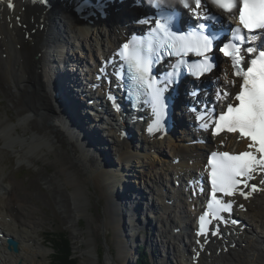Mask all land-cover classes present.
I'll return each mask as SVG.
<instances>
[{"label": "bare ground", "instance_id": "6f19581e", "mask_svg": "<svg viewBox=\"0 0 264 264\" xmlns=\"http://www.w3.org/2000/svg\"><path fill=\"white\" fill-rule=\"evenodd\" d=\"M44 1L46 3L40 0H11L14 7L10 8V0H0V89L15 111V117L0 116V138L4 147L11 149L19 161L55 164V171L42 176L41 184L52 191L59 208L69 217L67 224L74 226L79 215L89 213L87 206L92 205V199L86 190L93 187L99 194L98 200L104 202L103 222L112 229L118 244L119 259L124 262L128 256L137 255L138 258L139 253H135L138 250V235L148 225L142 224L136 212L139 210V199L145 197L148 205H143L142 212L137 213H148L146 208L156 211V215L164 220L165 229L170 228L169 232L166 230L162 244L166 257L171 255L169 249L177 257L169 262L237 264L242 261L243 264H264L262 183L248 199L238 195L231 198L235 202L234 214L242 219L240 229L236 230L233 225L219 226L220 236L216 238L196 235L194 214L200 211L198 202L202 197L199 191L195 197L191 191L204 185L207 176H198L197 173L209 169L206 165L208 153L213 150H250L258 156L254 146L248 147L252 142L237 133L213 136L209 130L197 127L211 122V103H217L219 107L221 103L229 102L239 89L241 79L233 75L228 63L223 61L218 67L221 70L203 77L201 82H205L204 86L211 83L209 90L194 96H189L186 90H177L179 96L175 93L172 112L174 126L171 134L176 135L174 141L158 139V132L152 135L146 132L141 144L135 146L134 150L131 141L121 137L120 131L109 122L110 117L106 120L110 124L108 130L107 125L102 126V122L99 124L90 117L81 98L85 91L83 87L76 86L77 70L73 72L71 63L76 59L78 64L83 65L84 58L76 55V52L70 54V51L80 48L83 53L88 52L91 58L108 57L136 28H146V20L140 18L146 14V8H150L149 13H154L155 8L148 1L139 6L136 5L137 0H124L121 5L117 0L111 4L105 0L109 9L108 18L104 21L94 10L89 19H83L87 10L80 9L79 0ZM91 1L98 3L97 0ZM206 1L202 0V5ZM118 7L120 16L116 12ZM222 15L229 17L232 13ZM55 54L56 60L70 66L65 74L59 67L54 68L58 70L57 73L49 68V61L54 65L52 60ZM189 81V78L186 79V82ZM215 85L228 95L215 93ZM99 91L102 94L105 92ZM90 95L95 96L92 92ZM200 99L208 101L209 111L203 112L200 107L195 112L186 111V101L191 103ZM103 102H107L106 96ZM183 111L188 113L187 119H183ZM198 116L203 119L198 120ZM101 132H105V140ZM201 138L206 139L207 143L197 141ZM165 148L172 159L159 156ZM48 154H53L54 158ZM113 155L116 160L112 158ZM111 160L113 163H110ZM198 178L200 183L195 182ZM189 180H195L193 187H189ZM258 180H264V174L256 176ZM62 184L71 186L68 193L59 189ZM240 203L244 204L243 209L238 207ZM33 211L27 200L18 196L16 183L2 180L0 264H37L36 257L41 249L32 244H37V233L33 231L37 223L33 220ZM169 212L174 214V218L169 217ZM87 218V252L93 258L96 253L93 234H97L98 220L91 214ZM250 222L259 226L260 235L252 232ZM125 224L129 233L125 230ZM182 234L186 236L185 241ZM8 237L19 242L17 253L6 248ZM19 257L21 263L17 262Z\"/></svg>", "mask_w": 264, "mask_h": 264}, {"label": "snow or ice", "instance_id": "6c2138e0", "mask_svg": "<svg viewBox=\"0 0 264 264\" xmlns=\"http://www.w3.org/2000/svg\"><path fill=\"white\" fill-rule=\"evenodd\" d=\"M183 6L188 8L189 5L185 0H181ZM221 9L226 12L236 7L234 0H213ZM8 7H14V4L9 2ZM202 5V0H195V8L193 14H198V10ZM168 19H171L169 17ZM201 19L209 20L216 19L215 16L208 14ZM238 20L243 29L252 32L255 29L264 30V0H240ZM205 24H199V29H204ZM237 33L239 41L242 43L245 37L240 34L241 29H233ZM153 33H163V38L159 39L160 46H167L169 56H187L189 53H194L197 57H202L203 61L196 65V75L199 76L203 72L208 71L212 65L209 63V58L206 55L212 50L213 39L215 37L209 33L205 35L202 31H192L188 34H177L169 30L167 20L161 23L159 19L155 21V28ZM123 51L119 55L127 61L129 67L134 72V78L143 86H145L151 95L152 104L155 109V124L157 127L161 126V120L164 116L165 101L163 97V89L154 87L155 81L149 76L150 72V54L153 52V40L147 41H132L126 42L122 46ZM232 48L234 51H229ZM219 51L224 56L230 57L234 75L242 76L243 83L239 85V92L235 96V100L239 102L237 106L228 104L227 111L223 112L213 121L214 126L210 129L213 136H219L223 132L238 133L241 137H247L252 141L248 147L256 146V151L260 153L259 158L254 156L251 152L245 151L238 155H231L227 152L219 154L212 153L209 159V164L212 165L209 172L211 180V200L207 207L212 210L211 217L216 220H223L224 223L228 221L223 217L217 216V213H231L233 205L231 202H223L218 198L217 194H223L225 197H233L239 195L244 199H248L251 192L258 190L255 184L249 185L248 179L254 171V165H259L261 172H264V50L259 51V55L255 59H251L247 70L240 67L244 56L240 54V47L238 44H224L219 48ZM248 54L256 51L254 48L246 49ZM191 71V69H190ZM228 93L225 92L224 96ZM111 99V97H109ZM198 120L203 117L198 116ZM205 130H209L207 123L201 124ZM151 131V128L149 129ZM219 157V158H218ZM264 184V180L261 181ZM245 188L250 191H244ZM243 209V205H239ZM210 213L204 211L199 217V228L196 232L197 236H218L219 230H205V218ZM211 223V220L208 221ZM231 224L239 225L240 221L237 219L231 220ZM199 243V241H198Z\"/></svg>", "mask_w": 264, "mask_h": 264}, {"label": "rangeland", "instance_id": "374dc122", "mask_svg": "<svg viewBox=\"0 0 264 264\" xmlns=\"http://www.w3.org/2000/svg\"><path fill=\"white\" fill-rule=\"evenodd\" d=\"M74 50L71 51L73 54H75L76 52V55L82 56V58H84L83 64L85 62L91 61L92 58L90 57L88 52L84 51L83 53V50L80 48H74ZM95 50L96 48L93 47V51ZM223 61L226 60L220 59V65ZM218 69L221 70V67ZM218 69L216 71H218ZM5 115L15 117V111L12 109L10 103L5 98L0 89V116L4 117ZM101 125L108 126V123L103 121ZM106 130H108V128ZM18 131L20 133H23L21 132L20 128H18ZM0 149L2 150L1 153H3H0V183L4 179L14 181L17 185L18 196L21 198H25L29 206H31L34 210L33 220L37 223V226L33 229V231L37 233V244H39V246H37V244L35 245L36 242H32V244L35 247H39L41 249L36 257L37 264H52V249L50 247V242H48L50 239H52V236H50L48 233L58 231H64L68 234L72 246L73 256L78 259L79 264H130L129 259L131 260V264H134L133 262L137 258V255L136 257L128 256V259L126 258L124 262L119 259L118 244L112 233V229L109 226L104 225L103 222L104 210L102 207V203L104 202L103 200H98L99 194L93 187H89V189L86 190L92 199V205L87 206L89 213H86L85 216L79 215V218L77 219L75 225L71 226L69 223L67 224V220L69 217H67L59 208L52 191H49L41 184L42 176L55 171V164L52 163L46 165L41 161L35 162V160H33L32 163L19 161L17 155L12 152L11 149L4 147L1 138ZM48 156L50 158H54L53 154H48ZM159 156H162L166 159H172V157H170V155L168 154V150L166 148L164 152L159 154ZM112 157H114V155ZM79 174L81 175L82 173L80 172ZM59 189H62V191L68 193V190L71 189V186L62 184L61 186H59ZM147 201L148 200H146L145 202V197L139 199V210H137V212H142V206L148 205ZM154 201L156 202V200ZM137 212L136 214H138V217L142 224H146L148 226H146V228L144 227L143 231L138 235V246L136 245V242L134 243L136 247L139 249L141 244L144 242V248H146V250L148 251L149 264H173V262H169V260H171L172 258L176 259V253L172 251V249H169L168 253H171V255L169 257H166L167 254L162 244V240L164 239V237H166V230H168L169 232L170 228L165 229L163 225L164 220L159 215L158 217H152V213L139 214ZM90 214L96 217V219L98 220L96 224L97 234H93L96 244V253L93 258H91L90 254L87 252L88 243L86 242V239L88 237L87 215ZM168 215L170 218H174L173 213L169 212ZM148 223H150V225ZM250 226L253 233L259 235L261 234L260 228L256 223L250 222ZM74 229H77V231H74ZM146 229H148V232L146 231ZM125 230L129 233V229L126 224ZM132 231L133 230H130V232ZM183 239L186 240L185 238ZM134 251L135 250H133V254ZM135 253L138 254V250H136ZM20 260L21 259L19 257L17 259V262L19 263ZM237 264H243V262L238 261Z\"/></svg>", "mask_w": 264, "mask_h": 264}, {"label": "trees", "instance_id": "16d2710c", "mask_svg": "<svg viewBox=\"0 0 264 264\" xmlns=\"http://www.w3.org/2000/svg\"><path fill=\"white\" fill-rule=\"evenodd\" d=\"M52 236L48 242L51 244V263L52 264H79L78 259L73 256L72 246L68 234L64 231L50 232ZM139 256L136 264H149L148 253L143 247L138 249Z\"/></svg>", "mask_w": 264, "mask_h": 264}, {"label": "water", "instance_id": "95a60500", "mask_svg": "<svg viewBox=\"0 0 264 264\" xmlns=\"http://www.w3.org/2000/svg\"><path fill=\"white\" fill-rule=\"evenodd\" d=\"M7 248H8V250L17 253L19 250V242L12 237L8 238L7 239Z\"/></svg>", "mask_w": 264, "mask_h": 264}]
</instances>
